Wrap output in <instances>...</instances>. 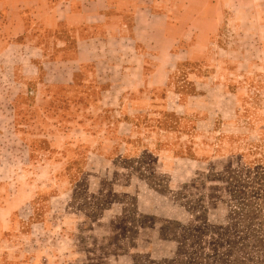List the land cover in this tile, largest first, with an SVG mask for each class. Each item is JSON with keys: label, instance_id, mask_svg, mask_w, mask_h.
Wrapping results in <instances>:
<instances>
[{"label": "rangeland", "instance_id": "obj_1", "mask_svg": "<svg viewBox=\"0 0 264 264\" xmlns=\"http://www.w3.org/2000/svg\"><path fill=\"white\" fill-rule=\"evenodd\" d=\"M172 3L137 53L94 47L96 77L170 78L160 102L98 101L5 58L0 264H264V0ZM162 127L196 144L156 146Z\"/></svg>", "mask_w": 264, "mask_h": 264}, {"label": "crops", "instance_id": "obj_2", "mask_svg": "<svg viewBox=\"0 0 264 264\" xmlns=\"http://www.w3.org/2000/svg\"><path fill=\"white\" fill-rule=\"evenodd\" d=\"M172 2L176 3V0H0V72L5 69V58L11 52L24 51L31 57L29 61L24 60L23 67L16 69L27 70L28 67L32 74L30 80L42 81L39 80L42 70L54 69L57 74L61 72V76L46 79L49 86L72 88L74 93L81 92V88L91 99L99 101L109 94L105 87H120L115 93L121 95L122 87L127 86L126 95L131 98L153 100L154 97L163 101L159 99L165 93L170 94V91L165 92L170 78L163 79L162 83L157 78H149L142 90L136 78L96 77L102 62L94 47L101 42L102 45L118 43L130 52H136L140 31L152 30L155 21L159 22L160 31L163 30V22L170 18L164 6L167 8L174 4ZM115 65L111 62L110 68H118L121 73L136 67L132 65L126 69L127 65L123 63L119 67ZM67 92L72 94L69 90ZM181 134L178 131L172 138L168 129L159 128L154 134V144L159 145L157 138L161 136L164 146L170 138V144L177 143L184 150L187 144H196L193 141L180 142Z\"/></svg>", "mask_w": 264, "mask_h": 264}]
</instances>
